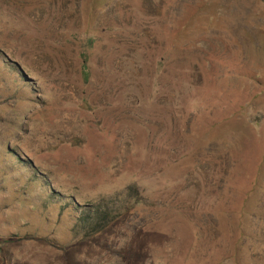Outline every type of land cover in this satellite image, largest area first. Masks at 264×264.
I'll return each instance as SVG.
<instances>
[{"label":"rangeland","instance_id":"rangeland-1","mask_svg":"<svg viewBox=\"0 0 264 264\" xmlns=\"http://www.w3.org/2000/svg\"><path fill=\"white\" fill-rule=\"evenodd\" d=\"M162 5L0 0V264H264V0Z\"/></svg>","mask_w":264,"mask_h":264},{"label":"trees","instance_id":"trees-1","mask_svg":"<svg viewBox=\"0 0 264 264\" xmlns=\"http://www.w3.org/2000/svg\"><path fill=\"white\" fill-rule=\"evenodd\" d=\"M100 1V0H99ZM109 0H102V2L103 3H107ZM150 2L151 1V3H155L156 5H158L159 7H163V5H162V3H163V1L164 0H146V2ZM94 2V1H93ZM86 216V215H85ZM105 217H106V215H104ZM104 216H100L99 217V219L101 218V219H103L104 218ZM86 218H87V216L86 217H84V220H86ZM236 264H243L242 263V261L241 260H239V259H236Z\"/></svg>","mask_w":264,"mask_h":264}]
</instances>
